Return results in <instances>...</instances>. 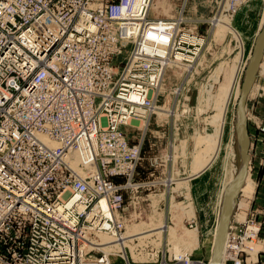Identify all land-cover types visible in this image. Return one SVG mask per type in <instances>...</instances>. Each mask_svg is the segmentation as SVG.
I'll return each instance as SVG.
<instances>
[{"label":"built area","instance_id":"built-area-1","mask_svg":"<svg viewBox=\"0 0 264 264\" xmlns=\"http://www.w3.org/2000/svg\"><path fill=\"white\" fill-rule=\"evenodd\" d=\"M245 1L226 0L224 6L232 16ZM152 2L0 0V264H108L104 251L99 261L85 262V256L100 248L91 236L116 237L125 228L112 212H118L120 189L103 178L126 176L121 189L133 181L140 149L128 145L122 128L140 114L149 118L155 112L162 75L169 68L189 67L185 63L195 60L204 43L189 18L149 19ZM151 43L162 45V53L147 50ZM121 55L127 60L118 72L111 64ZM37 134L58 145H44ZM81 143L98 167L92 185L64 161ZM64 167L75 180L72 198L47 205L36 190L58 185L56 174ZM101 200L112 218L97 209ZM82 220L87 225H80ZM245 220L230 226L224 264L257 262L240 258L241 246L255 242L261 228ZM14 221L24 225L27 237L25 255L14 254L11 261L1 248L17 239L11 232ZM87 238L89 244L83 242ZM39 250L49 259L37 257Z\"/></svg>","mask_w":264,"mask_h":264},{"label":"rangeland","instance_id":"rangeland-1","mask_svg":"<svg viewBox=\"0 0 264 264\" xmlns=\"http://www.w3.org/2000/svg\"><path fill=\"white\" fill-rule=\"evenodd\" d=\"M224 2L226 4V0H153L152 2L149 19L189 18L192 23L190 26L196 28L197 33L204 38V43L197 57H194L195 60L185 63L189 67L180 66L179 69L167 70L155 112L146 120L132 121L122 128L128 145L139 147L140 160L135 168L133 181L128 187L121 189L128 182L126 176L103 177L120 189L118 193L121 196L120 204L115 207L121 218L120 221L127 228L133 225L141 226L142 229L139 231L161 225H165V229L163 228L162 231L163 229L160 228V233H156L159 230H154L138 235L137 237L152 234L147 237L149 243L145 245L138 243L137 238H132L134 241L128 243L129 248H124L123 252L109 254L108 260L110 259L111 263L107 260L108 264H124L125 261L140 264L139 261H144L146 257L151 259V256L154 257L153 261L146 264H183L177 256L174 259L173 256L170 257L171 262L168 261L169 252L170 254L173 252L171 242H178L191 248L188 257L192 263L211 264L210 252L218 218L215 217L217 200L219 195L224 198L227 191H230L228 182L237 166L239 93L257 41L264 31V0H246L245 5L253 2L257 6L254 12L240 23L234 17L245 5L231 16L226 11ZM242 10L239 14L240 18L245 12L244 9ZM220 16L230 18L232 27L237 30V37L234 36L233 40L230 35L223 40L212 39L216 19ZM194 21L197 23L195 24ZM256 25H259V32L253 46L250 47L251 44L247 43L245 37L246 33H243L245 29L249 33ZM125 60H127L125 56L121 55L111 65L116 71L121 72ZM237 68L240 74L235 85L238 91L235 93L230 92V78ZM249 90L251 91L250 93L248 91L249 95L247 93L245 100L246 124H253L256 121L255 117L264 119L262 108L254 110L251 106L255 101H260V104L264 105V51ZM263 126L262 123L258 125L262 132H264ZM239 128L241 134V127ZM252 152L249 139L247 170L254 180L252 163H250ZM45 164L51 165V161L47 159ZM62 172L61 175L56 174L58 185L36 190L47 205L53 201L64 204L72 198L70 185L75 180L67 167H64ZM203 173V177L199 179L198 177ZM21 177L25 178L24 175ZM37 181L31 178L30 182ZM249 181L251 182L250 177L242 192V188L237 190L238 195L228 204L230 210L220 247L219 264L224 244L226 246L228 241L227 233L230 232L231 224L234 226L245 219H251L260 224L261 228L263 227L262 220L257 221L254 213H252L253 217L248 215L251 210L249 198L253 193L248 196L243 195V192ZM95 202L96 199L93 202L89 201L86 205L87 209L92 210ZM39 213L45 214L43 211ZM192 219L193 221H190ZM149 224L153 226L149 227ZM80 225H87V222L82 220ZM11 226L13 227L11 232H15L13 236L17 239H14L11 245L9 243L7 246L3 245L1 249L4 257L12 261L14 254L21 258L25 255L24 244L27 236L25 237L26 228L24 229V225L20 222L14 221ZM193 227L201 233L197 236L191 235L187 230ZM241 227L244 231L245 227ZM261 228L255 242H245L241 246L239 253L243 261L257 259L256 264H264V237L260 235ZM117 235L120 236V233ZM90 240L100 244L98 238L94 236H91ZM90 240L87 238L83 242L89 244ZM258 243L263 246L259 252ZM201 250L204 251L203 254ZM205 251L209 252L206 256ZM39 252L36 254L37 257L49 259V255L44 253V250ZM103 253L102 249H91L85 256V262L99 261L103 258ZM48 264L62 263L50 261ZM225 264L231 263L227 261Z\"/></svg>","mask_w":264,"mask_h":264},{"label":"bare ground","instance_id":"bare-ground-1","mask_svg":"<svg viewBox=\"0 0 264 264\" xmlns=\"http://www.w3.org/2000/svg\"><path fill=\"white\" fill-rule=\"evenodd\" d=\"M121 10H123V7H121ZM227 35H230L232 40H233L234 36L237 37V30L232 27L231 22H230V18H228L226 16H220L218 19H216V28L212 32V39L214 41H216L218 39L223 40ZM234 42H235V40H234ZM153 48H157V52L162 53V48H163L162 45H155L152 43L150 45L149 44L146 45V49L149 51H153ZM169 69H171V68H169ZM238 71H239V68H237L233 72V74L231 75L230 92L234 91L236 93L238 91L237 87H235V85H237L239 74H240V71H239V73H238ZM166 72L161 77V82L159 85V87H161V90H162V87L164 86V80H165ZM235 88H236V90H235ZM250 91L251 90H249V93H250ZM249 93H248V95H249ZM228 95H229V92H228ZM138 118L139 119L137 121L139 122L142 120H146L147 117L141 116V114H140ZM237 122H238L237 123V136H238L239 145H240V149H239V145H238V149H237V166H236V168H234L235 170L232 174V177L229 179V182H228V188L230 191H227L224 198H223V196L219 195V198L217 200L216 216L215 217L217 218V216H218V218H217L216 225H215V234H214V239H213V243H212V251L210 252L212 254V258L215 255L216 236L218 234V228H219L221 221H222L223 212L225 211L226 206H228L229 202H231V203L233 202V197L238 195L237 190L242 188L241 189V192H242L243 187L246 185L247 180L250 177L249 171L245 170L244 163H243L242 142H241V134H240L238 117H237ZM37 136L39 137L40 140L43 141V144L47 145L48 147H55L58 145L56 141H54L50 138H47L45 136H42V134H37ZM82 145H83V143H81V145L78 147V149L75 152L67 155L65 157L64 161L66 164L68 163V165L71 168H73L72 170L74 171V173L76 174V176L79 179L85 180V181L89 182L90 185H92L91 181H92V178L95 176V174L98 172V167L95 163L90 162V158H92L93 155H90V153L88 151L84 152L82 150ZM218 152H219V146H218ZM249 190H250V186L247 185L244 192H249ZM79 195H81V194L79 193ZM107 207H108L107 203L104 200H101L97 209L99 211H102L105 209L106 213L110 214L109 216L108 215H106V216L112 218V213H110V210H108ZM80 209L82 210V207H80ZM112 212H115L114 217L120 221L121 218L118 215L117 211L113 210ZM193 215L194 214H192V216ZM190 221H193V219ZM152 226H153L152 224H149V227H152ZM164 227H165V225H161V226H158L157 228H151L149 230L139 231L140 229H142L141 226L133 225L132 227L131 226L128 228L125 227L123 233H121L120 236L116 235L117 238H114V236L110 235V234L101 235L99 237V243H100L99 249H102L106 255H109L110 252H113V253L120 252V251L123 252L125 250L124 248H127V247L129 248L128 243H132L134 241L132 238H137L138 243H140L141 245L142 244L145 245L146 243H149V240H147V237L151 236L152 234L137 237L138 235L146 234V233L152 232L154 230H159L160 228L163 229ZM164 229L162 231H164ZM187 231L191 235L193 234L195 236H197L198 233L199 234L201 233V231L200 230L198 231V229L196 227L191 229V230H187ZM160 232L161 231L159 230V232H156V233H160ZM170 245H171L173 252H171V254L169 252L168 258L172 257V256H178V255H181V256L187 258L190 255L189 252L192 251L191 248H189V247H187L181 243H178V242H171ZM225 247L226 246L224 244L223 255H222V259L220 260V264H223L224 261L226 260L225 259ZM219 253H220V251H219ZM219 257L220 256L218 254V256L216 257L217 261H219ZM153 258L154 257H152V256H151V259L146 257V259L144 261L142 260L139 262H140V264H146V262L153 261L152 260ZM210 260H211V256H210L209 261ZM108 262L111 263L110 259L108 260Z\"/></svg>","mask_w":264,"mask_h":264},{"label":"crops","instance_id":"crops-1","mask_svg":"<svg viewBox=\"0 0 264 264\" xmlns=\"http://www.w3.org/2000/svg\"><path fill=\"white\" fill-rule=\"evenodd\" d=\"M256 4L253 2H249L246 4L242 9H244V15L240 18L239 14L242 9L235 15L234 19L236 21L243 20L245 17L248 18L249 15H251L254 12ZM258 15V14H257ZM248 30L245 29V34L246 39L248 42H250V47L253 46L255 39L258 35L259 32V25H256L255 29L251 30L249 33H247ZM251 40V41H250ZM260 72V71H259ZM261 73V72H260ZM252 108L254 110L256 109H261L264 111V105L262 106L260 104V101H255L251 104ZM263 118V117H262ZM256 121L253 122V124H247V132L249 135L250 139V146L253 149L250 163H252V171H253V176L254 180L250 176L249 185H250V190L249 192H243V195H250L251 193L252 196L249 198V203L251 210H249L248 215L249 217H253V214L256 215L255 217L257 218V221L263 222V227L261 228V233L262 236L264 237V132L259 130L258 125L260 123L264 124V119H261L260 117H255ZM207 174V173H205ZM204 173L199 176L198 178L201 179L203 177ZM248 203V206H249ZM254 217V219H256ZM213 228H214V223H213ZM259 249L257 250L258 252L263 249V246L258 243ZM204 251L201 250V254H203ZM209 252L205 251V256L208 255ZM261 256V255H260Z\"/></svg>","mask_w":264,"mask_h":264},{"label":"water","instance_id":"water-1","mask_svg":"<svg viewBox=\"0 0 264 264\" xmlns=\"http://www.w3.org/2000/svg\"><path fill=\"white\" fill-rule=\"evenodd\" d=\"M264 51V31L262 32L259 40L257 41L255 51L253 53V56L250 60L247 72L245 74L242 88L239 94V99L237 103V113H238V119H239V126L241 127V142H242V152H243V163L245 170L247 171V164L249 163V155H248V145H249V136L247 132V124H246V113H245V100L247 97V93L249 91V88L251 87L252 81L255 77L256 71L258 69L259 63L261 61V58L263 56ZM229 206H226L225 211L222 215V221L218 228V234L216 236V248H215V255L213 256L211 260V264H219L216 260L219 251L220 246L223 239V234L225 231V225L227 224L228 220V214H229Z\"/></svg>","mask_w":264,"mask_h":264}]
</instances>
